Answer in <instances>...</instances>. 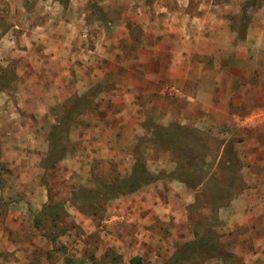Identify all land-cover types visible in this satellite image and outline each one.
Instances as JSON below:
<instances>
[{
  "label": "rangeland",
  "instance_id": "374dc122",
  "mask_svg": "<svg viewBox=\"0 0 264 264\" xmlns=\"http://www.w3.org/2000/svg\"><path fill=\"white\" fill-rule=\"evenodd\" d=\"M21 3L9 16L0 0V36L12 22L42 35L0 62V264H264V47L212 104L185 100L168 56L143 64L164 20L186 30L180 19L195 17L200 31L202 16H224L243 39L264 32V0ZM137 160L159 178L101 203L99 188ZM177 182L194 202L164 222L150 207L174 200ZM238 196L239 215L220 219Z\"/></svg>",
  "mask_w": 264,
  "mask_h": 264
},
{
  "label": "crops",
  "instance_id": "0c3cea01",
  "mask_svg": "<svg viewBox=\"0 0 264 264\" xmlns=\"http://www.w3.org/2000/svg\"><path fill=\"white\" fill-rule=\"evenodd\" d=\"M6 1L8 2L9 16L15 12L16 8L23 6L21 0ZM205 4L206 3L202 1L200 3V8ZM188 17L190 16L184 15V18L180 17V20L188 25L186 30H182V28H180L181 26L177 27L173 23L171 25L169 23L166 24L164 20L162 30L156 33L159 34L158 36L160 39L158 46H148L149 59L144 60L143 64L151 66L152 69L148 68V70L152 71L153 61L151 58H153V56H168V60L165 59L166 65H168L165 69L168 74H166L165 77H168L169 80L171 79L175 83L174 85L182 89V95L185 100H189L188 103L190 105L196 106L199 101L210 102L211 104L213 102H223L221 99L223 95L216 92L214 93L215 89L219 88V86L229 88L236 80V75H238L239 71L243 72L247 67H250L252 70L254 66L259 64L257 56L258 53H260L259 51L264 47V32H259V30L251 32L248 30L242 39L238 37L237 32H230L231 30H229L226 17L209 14L201 17L203 30L194 31L193 29L198 19L195 17L192 19ZM49 21H51V19H49L48 22ZM262 21H264V19H262ZM262 21H260V24H262ZM12 24L13 26L2 31L3 36H0V62L3 64H6L9 59H14V57L20 55L18 47L21 46L23 42L30 44L31 38L35 40L36 37L42 35V32L34 30L30 32V35L27 34L28 36H23V34L18 36L15 30L18 29V25L15 22H12ZM28 39L29 42L27 41ZM40 41L43 43V38L40 39ZM42 43H37L33 47L43 50L40 46ZM7 53H10V56ZM37 68H39V65L37 67H32L35 71ZM233 70H235L236 73H234ZM59 71L60 70L57 71L58 75L56 78L54 77V80L56 83H61L62 86H65L64 84L67 82L66 66L60 71V75ZM150 73L151 72H149V74ZM31 77L33 80L36 79V77ZM158 81H161V79ZM158 81L157 83H159ZM222 82L225 84L222 85ZM150 84L149 81L148 86H150ZM144 85L147 86V84ZM207 99H213L215 101ZM212 120L213 119L207 121L211 122ZM175 184L176 186L172 185L170 193V195H173L174 200H168V202L165 203L161 198L155 197L154 200L156 204L150 207V210L154 211L164 222L169 221L170 218H173L174 222L182 221L185 219L186 215L184 213V207L194 202L192 194L188 192L184 184L178 182ZM262 197H264V195L260 194L255 202L262 200ZM242 198L244 197H234V199H231L228 206L219 207L218 215L220 219L225 220V215L229 213H234L233 217L239 215V209L237 207L243 201ZM144 203V208H147V203ZM251 204L252 202L249 203V206ZM249 206H247V208Z\"/></svg>",
  "mask_w": 264,
  "mask_h": 264
},
{
  "label": "trees",
  "instance_id": "16d2710c",
  "mask_svg": "<svg viewBox=\"0 0 264 264\" xmlns=\"http://www.w3.org/2000/svg\"><path fill=\"white\" fill-rule=\"evenodd\" d=\"M92 4L96 7V4H94L93 1ZM158 178L159 177L157 175H154L152 172H150L140 160H137V162H135V164L133 165L131 172L127 176L122 178H117L114 182L110 184H103L101 188H99L98 195L100 197V201L102 203L107 200L120 197L122 195L134 193L137 190H139L141 187L154 182ZM98 209H100V207ZM55 216L56 214L54 215V217ZM37 220L38 219H36V221ZM48 236H50L51 240L54 239L52 238L53 237L52 235H48ZM194 250L195 248H193V246L183 249V251L189 254H194ZM198 250H203V246H200ZM207 250L212 251L213 250L212 246L208 247ZM77 263L79 264V262L71 261L66 257L64 258V262H63V264H77Z\"/></svg>",
  "mask_w": 264,
  "mask_h": 264
},
{
  "label": "built area",
  "instance_id": "2783aa9c",
  "mask_svg": "<svg viewBox=\"0 0 264 264\" xmlns=\"http://www.w3.org/2000/svg\"><path fill=\"white\" fill-rule=\"evenodd\" d=\"M264 111V110H263Z\"/></svg>",
  "mask_w": 264,
  "mask_h": 264
}]
</instances>
